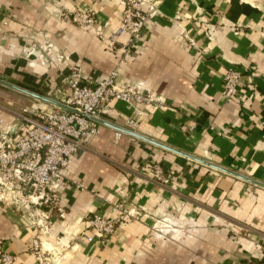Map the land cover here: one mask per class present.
<instances>
[{
    "label": "crops",
    "instance_id": "obj_1",
    "mask_svg": "<svg viewBox=\"0 0 264 264\" xmlns=\"http://www.w3.org/2000/svg\"><path fill=\"white\" fill-rule=\"evenodd\" d=\"M150 6L155 15L126 50L127 33L107 40L122 0H0V80L17 87L1 84L0 125L11 134L33 109L62 104L67 78L95 84L120 60L119 84L165 104L108 102L99 133L57 177L61 209L44 245L62 250L56 264H264L256 245L264 239V0L142 8ZM88 7L103 35L60 16ZM228 69L240 73L231 99L222 94ZM154 163L165 179L154 178ZM116 203L146 214L111 234L93 231L87 220L115 216ZM159 219L167 224L154 230ZM35 232L26 214L0 203V250L17 256L12 264H42L30 250Z\"/></svg>",
    "mask_w": 264,
    "mask_h": 264
},
{
    "label": "built area",
    "instance_id": "obj_2",
    "mask_svg": "<svg viewBox=\"0 0 264 264\" xmlns=\"http://www.w3.org/2000/svg\"><path fill=\"white\" fill-rule=\"evenodd\" d=\"M146 1L122 0L121 22L115 32L108 36L110 43L114 42L116 34L124 32L128 34L125 49L135 46L146 21L156 13L151 6L148 11L143 10ZM60 16L69 18L79 26H92L99 35H103L93 7L69 12L63 10ZM121 62L106 78L95 84L81 83L74 76L67 78L68 92L62 106L50 103L23 115L20 132L11 134L9 128L0 125V203L22 211L35 226L30 250L42 264H56L63 254L57 246L47 247L43 242L50 235L48 220L53 210L61 209V186L57 177L67 167L75 151L99 133L100 116L108 102L115 99L129 104L165 105L161 98L151 92L130 83L119 84ZM239 79L238 71L228 69L225 72L222 89L225 98L238 96ZM127 123L136 126L137 119L129 118ZM152 174L157 180L167 176L159 163L152 164ZM115 207L118 209L115 216L94 213L87 220L90 228L100 234H111L122 222L139 220L143 213L146 214L124 204L116 203ZM163 224H167L165 219L156 220L153 229L162 228ZM76 238L85 242L92 240V236L83 234ZM256 245L261 247L264 257V239ZM16 259L15 254L0 250L1 264H12Z\"/></svg>",
    "mask_w": 264,
    "mask_h": 264
},
{
    "label": "water",
    "instance_id": "obj_3",
    "mask_svg": "<svg viewBox=\"0 0 264 264\" xmlns=\"http://www.w3.org/2000/svg\"><path fill=\"white\" fill-rule=\"evenodd\" d=\"M0 83L1 84H5V85H9V86H12V87H15L14 85H11V84H9V83H7V82H4V81H2V80H0ZM15 88H17V87H15ZM19 89V88H18ZM30 94H32V93H30ZM57 105H59V104H57ZM60 106H62V104H60Z\"/></svg>",
    "mask_w": 264,
    "mask_h": 264
},
{
    "label": "rangeland",
    "instance_id": "obj_4",
    "mask_svg": "<svg viewBox=\"0 0 264 264\" xmlns=\"http://www.w3.org/2000/svg\"><path fill=\"white\" fill-rule=\"evenodd\" d=\"M6 90H8V89L6 87H3V85H1V83H0V94H1L2 91H6Z\"/></svg>",
    "mask_w": 264,
    "mask_h": 264
}]
</instances>
